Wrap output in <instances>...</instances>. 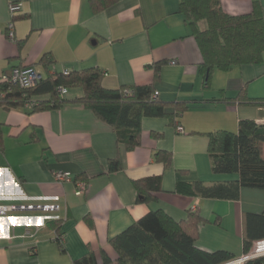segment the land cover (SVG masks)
Here are the masks:
<instances>
[{
	"label": "crops",
	"instance_id": "0c3cea01",
	"mask_svg": "<svg viewBox=\"0 0 264 264\" xmlns=\"http://www.w3.org/2000/svg\"><path fill=\"white\" fill-rule=\"evenodd\" d=\"M179 2L116 0L93 13L89 0H0V79L20 67H34L43 78L96 68L104 72L102 86L107 90L153 85L162 103L198 101L178 118L177 127L165 117L143 118L141 145L132 152L116 143L108 124L71 102L81 98L79 88L67 90L63 98L68 103L56 110L30 113L26 107H0V206H57L50 212H0V264H71L90 252L99 262L101 252L113 259L109 239L156 210L176 221L188 210H199L206 222L196 246L206 252L226 251L234 258L243 254L242 217L264 215V190L244 188L237 201H224L183 196L176 193V185L238 179L237 174L211 172L208 135L236 133L241 120L264 122V109L201 101L233 98L245 86L249 98L264 99V63L214 71L207 87L199 73L200 52ZM219 2L229 15L248 14L254 3L264 10V0ZM12 5L20 6L15 17ZM10 23L14 40L6 37ZM44 56L53 62L48 68L40 63ZM160 62L165 64L154 82L151 66ZM174 113V107L165 108L167 116ZM157 152L171 154L169 169L155 160ZM117 156L122 170L108 172V161ZM57 173L67 174L69 181L56 182ZM82 176L87 181L79 192L75 179ZM155 177H160L156 201L138 203L132 182ZM87 216L93 227L85 222ZM52 221L61 222L64 253L55 231L47 227Z\"/></svg>",
	"mask_w": 264,
	"mask_h": 264
},
{
	"label": "trees",
	"instance_id": "16d2710c",
	"mask_svg": "<svg viewBox=\"0 0 264 264\" xmlns=\"http://www.w3.org/2000/svg\"><path fill=\"white\" fill-rule=\"evenodd\" d=\"M115 2L89 0L93 13H99ZM179 11L200 52L199 73L207 87L214 71L228 72L234 67L264 63V10L259 3H254L248 14L229 15L222 10L219 0H180ZM202 22L205 23L203 29L200 28ZM40 63L48 68L53 62L44 56ZM164 64L160 62L151 66L154 82L158 80L160 68ZM103 78L104 72L96 68L48 76L31 88L9 85L1 78L0 107L12 110L25 109L26 105H30L26 107L30 113L56 110L68 103L64 95H60V89L67 91L79 88L82 91L81 98L71 102L81 105L98 120L108 124L116 136V143L124 146L126 152H132L141 145L140 125L143 118L165 117L170 126L177 127L178 118L191 104L198 103L192 100L165 104L158 99L152 100L153 85L130 87L132 94L126 97L123 94L125 88L104 89ZM203 102L264 109V99L249 98L246 86L233 98L223 96ZM168 106L174 107L173 115L165 114ZM1 136L0 125V140ZM161 136L154 134L156 138ZM263 143L264 122L241 120L236 133H210L207 153L211 172L216 175L237 174L238 179L213 185L199 181L178 183L176 193L191 198L237 201L241 189L264 190V159L261 156ZM154 157L162 163L164 169L171 167L170 153L157 152ZM107 168L108 172L121 171L120 158L117 156L109 160ZM86 181L84 176L75 179L76 183ZM132 186L137 194V202L148 205L156 201V195L160 192V177L133 181ZM85 222L93 227L90 216L85 218ZM205 222L199 210H188L185 218L180 221L172 219L161 210L151 211L109 239L115 258L101 252L99 262L96 255L90 252L71 264H225L234 259L226 251L206 252L196 246L199 228ZM47 225L55 231L57 246L64 253L61 222L52 221ZM242 226L243 253H247L254 242L264 240V215L244 214ZM245 264H264V256Z\"/></svg>",
	"mask_w": 264,
	"mask_h": 264
},
{
	"label": "built area",
	"instance_id": "2783aa9c",
	"mask_svg": "<svg viewBox=\"0 0 264 264\" xmlns=\"http://www.w3.org/2000/svg\"><path fill=\"white\" fill-rule=\"evenodd\" d=\"M19 9H20L19 5L10 6L11 15L14 16L15 14H17ZM6 37L10 40H14L13 23H10L7 26ZM62 73L67 74L68 71L64 70ZM2 80L9 85L12 84V85H18L21 88H31L34 87L39 82H41L43 80V77L39 72L35 70L34 67L13 68L4 77H2ZM59 93L61 96H63L66 94V90L60 89ZM123 94L126 97H130L132 91L129 88H125L123 90ZM151 98L152 100L158 99V93L154 92ZM26 107H30V105H26ZM177 130L178 132H182V129L180 127H178ZM55 180L58 183H63L69 181V178L68 175L65 173H57L55 174ZM76 186L78 188V191L81 192L84 189L85 184L82 182H77ZM0 209H3V212H5L6 210L9 211L42 210L45 212H50L56 210L57 206H53V205H44V206L21 205V206H10V207L0 206ZM261 256H264V240H259L254 242L249 252L243 253L239 257H236L225 264H245L247 261L256 259Z\"/></svg>",
	"mask_w": 264,
	"mask_h": 264
},
{
	"label": "bare ground",
	"instance_id": "6f19581e",
	"mask_svg": "<svg viewBox=\"0 0 264 264\" xmlns=\"http://www.w3.org/2000/svg\"><path fill=\"white\" fill-rule=\"evenodd\" d=\"M0 212H3V209H0Z\"/></svg>",
	"mask_w": 264,
	"mask_h": 264
}]
</instances>
